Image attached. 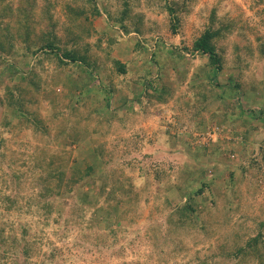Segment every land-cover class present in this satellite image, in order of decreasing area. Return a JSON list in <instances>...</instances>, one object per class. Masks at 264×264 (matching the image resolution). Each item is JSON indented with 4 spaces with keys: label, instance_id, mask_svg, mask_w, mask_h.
<instances>
[{
    "label": "rangeland",
    "instance_id": "1",
    "mask_svg": "<svg viewBox=\"0 0 264 264\" xmlns=\"http://www.w3.org/2000/svg\"><path fill=\"white\" fill-rule=\"evenodd\" d=\"M166 1L140 0L134 14L142 15V24L135 23L141 31L127 33L108 16L118 12L122 0H95L101 14L90 13L92 0H31L40 14L51 17L64 44L69 41L68 47L81 53L90 51L96 77L86 85V66H65L43 54L36 68L37 57L25 55L20 41L7 56V64L17 69L7 71V64L0 65V95L8 86L14 87L15 95L19 87L41 88L33 110L44 122L39 129L27 125L14 108L0 102V238L8 244L14 236L22 239L26 229L31 252L21 253L16 261L14 253L9 258L2 255L1 262L203 264L202 260L212 262L220 246L232 251L261 229L264 56L259 50L264 48V4L189 0L176 22L165 9ZM66 4L84 9L91 21H85L84 14L71 13ZM224 22L235 24L234 32L219 42L224 67L217 81L205 86L201 80L208 79V57L181 55L180 47H190L211 23ZM71 28L81 35L74 45ZM84 28H90V35ZM137 40L143 42V49H135ZM237 53L242 60H235ZM115 60L123 63L125 72ZM30 68L36 69V76L28 74ZM151 79L160 90L153 96L145 94ZM38 80L41 85H34ZM235 81L241 84L239 96L218 97ZM69 82L82 87L71 89ZM108 87L109 92L103 91ZM211 90L214 95L202 102L201 93ZM163 93L165 99L160 100ZM208 131L214 136L204 138ZM99 144L105 148L107 169L115 167V177L124 184L115 197L102 193V179H86L75 182L72 191L65 189L49 216L32 204L29 195H38L33 186L40 185L39 178L46 172L34 165L41 148L49 155L42 164L51 156L56 166L67 167L68 174L75 166L86 170L93 164L101 167L93 173L98 175L105 168L95 158L94 146ZM10 156L17 158L16 165ZM14 165L18 174L19 168L31 166L22 186L14 187L3 178L4 172L10 177ZM157 177L162 183H157ZM196 177L209 182L203 191L206 200L198 196L201 211L177 231L170 219L186 200L187 189L201 184L194 181ZM21 195L26 198L19 201V209V203L11 200ZM219 264H236V258Z\"/></svg>",
    "mask_w": 264,
    "mask_h": 264
},
{
    "label": "trees",
    "instance_id": "2",
    "mask_svg": "<svg viewBox=\"0 0 264 264\" xmlns=\"http://www.w3.org/2000/svg\"><path fill=\"white\" fill-rule=\"evenodd\" d=\"M137 4L133 2L132 0H122V7L118 10L117 13L108 12V16L110 19L116 20V22H119L121 27L127 32L130 33L132 29H136L135 31H141L140 26L137 22H141L142 24V15L139 17L138 14H134V10L138 4H140V0H136ZM166 1V0H165ZM93 2V8L91 10V14H101V10L97 7L95 4V0H92ZM189 0H177V1H169L167 0L165 2V9L169 11V14L173 18V20H176V22L180 21V15L182 11H184V8H187ZM256 4H264V0H257ZM66 7L69 11L79 13L80 15L85 16V21L90 22V18L88 14L86 15V11L84 9H76L72 8L70 4H66ZM264 10V8H263ZM215 10L213 12L214 17ZM79 16V15H78ZM171 18V19H172ZM69 19L72 23L77 24V19L74 17H70ZM127 20L130 22L128 23ZM214 20V19H213ZM81 25H83V22ZM174 25V23H173ZM175 26V25H174ZM80 27V26H79ZM235 24L234 22H224L221 25L215 26V24L209 25L205 28V30L196 37L193 40V43L190 47L187 46H181L180 47V54L184 55L185 53H190L192 56L197 57H208V63L206 64L207 70L206 71L208 75L207 82L204 80L202 81V84L210 85L212 81H215L219 75V73L223 70L224 67V56H223V48L220 47V41L224 38H227L229 35H231L234 32ZM70 32L73 34V45L76 44V41L81 38V35L76 32H74L73 28L69 29ZM83 32H86V35H90L91 30L90 28H84ZM17 41H20L24 44L25 48V55L30 54L34 57H37L35 59V62L37 61V64L34 66L37 68L39 64L43 62L42 58L39 56L40 54H43L44 57H47L50 59L52 56L56 58V60L62 64L67 66L69 63H73L75 65H78L79 67L86 66L87 70L85 72L84 77H87L85 79V83L87 81H94L96 77V70L94 69V61L90 58V51H87L85 53H81L79 49H75L68 47L69 41H67L65 44L63 43L62 37L59 36V34L56 32L55 26L53 24V21H51V17H49L47 14H40V12L37 11L35 4L31 2V0H0V65L7 64V56L13 51V48ZM236 47V46H235ZM238 47V45H237ZM140 50L144 48V44L142 41L137 40L135 44V49ZM89 49V48H88ZM237 51L239 49L235 48ZM260 56H264V48L260 47ZM155 60V59H154ZM236 61L242 60V57L239 56V53H237V57H235ZM235 61V62H236ZM115 64L118 65L120 71L125 72V66L122 62L115 60ZM17 69V67L14 64H10L8 62L7 64V71H13L14 69ZM36 69L30 68L28 71V74H31V76L34 74ZM33 76V77H34ZM28 78L30 76L22 75L21 78ZM83 77V76H82ZM81 77V78H82ZM80 78V77H79ZM78 78V79H79ZM151 79V85L150 87L145 89V94L148 93V95L153 96L155 92L160 91L159 87L157 86L156 80ZM70 83V82H69ZM83 84V82H81ZM148 84V83H147ZM34 85L38 86L41 85V82L35 81ZM75 85L77 88L79 87L77 84L70 83L69 86H71V89ZM88 85V84H86ZM86 85H84L86 87ZM215 85V84H214ZM227 86V85H226ZM234 88L235 92L231 89ZM18 89V95H15L14 93V87L11 86L7 87L6 92L4 95H0V102L4 106H10L11 108H14L18 114H20V117L25 121L27 125H34L36 128H42L43 127V120L41 119V116L39 114L34 113L33 110L35 106V102L37 99V94L40 92L41 88L38 87L36 89L28 88V87H19ZM241 84L238 81H235L231 86L225 87L226 92L224 95H219L218 97H232L239 96V93L241 91ZM111 87H108V90L106 88L103 91H110ZM237 91V92H236ZM24 93L26 95L24 96ZM82 93V91H81ZM237 93V94H236ZM164 95V96H163ZM162 97H160V100L165 99V93H163ZM214 93L212 90L210 93L202 92L200 96V100L204 103H207L209 100L208 97L213 96ZM141 100V98H140ZM109 104V103H108ZM206 107V105H205ZM254 115V114H253ZM9 123V122H7ZM2 139L0 138V142ZM104 145L99 144L94 146V154L95 158H97V161H100L102 165L105 167L100 172V174L96 175L93 174L96 169V166L93 164H88L86 166V170H81L80 167H74L73 172H70L68 174L67 167H59L55 165V161L50 156V160L46 161L45 164H42L43 160H46L48 153L46 149L41 148V151L37 153V163L34 164L39 170L44 169L46 172L44 175L41 174L40 185H35L33 189H38V195L33 196L29 195L32 200V204H36L37 209H45V213L47 216L51 215L54 209V204H56V201L63 197V191L66 189L68 191H72L74 189L75 182H82L87 180L92 181H100L102 179L101 189L102 193L107 192L108 198L115 197V192L117 189H121L124 184L122 181L115 177L116 168L113 169H107L106 162L108 160H105L104 156ZM260 153L263 155L264 159V147H260ZM1 154V153H0ZM3 154V153H2ZM4 155V154H3ZM7 156V155H5ZM11 162H14L15 165L17 163L16 157L10 156ZM252 164H255L254 159L251 161ZM13 163V164H14ZM30 164V163H26ZM251 164V165H252ZM12 168L10 167L11 174L9 176H5L7 172H4L3 178L5 181H9V183H13L12 185L16 187L22 186L25 184V182L28 180V173L27 171L31 169V166L28 165V168L26 170H22V168H19V174L16 173V167ZM243 170L247 172V168L243 166ZM94 171V172H93ZM203 171V170H202ZM114 176L112 177V175ZM190 175L194 174L196 176V173H190ZM26 177V178H24ZM160 177H157L158 182L162 183L160 181ZM202 177H196L194 181H201L199 187L197 189H191L186 191L184 194V197H186V200L183 201V203L178 204L177 208L175 210V213H173L172 218L170 219L175 224V229L181 230L182 227H184L189 220H192L194 215L201 210L198 206V196L201 195L202 198H204V201L206 200V197L203 196V191L207 186H209V182H206ZM189 184L192 185V182L188 180ZM14 186V187H15ZM108 186H110V190H108ZM193 187V186H192ZM34 192V191H33ZM25 195V194H24ZM28 195V194H27ZM21 197V198H20ZM26 198V196H18L15 199H12V203H19L18 208H22L20 206V200ZM201 198V199H202ZM182 200V199H181ZM203 201V199H202ZM12 208V205L10 206ZM199 209V210H198ZM175 217V218H174ZM193 221V220H192ZM261 229L257 231L255 235L248 238L247 241L241 246L237 245L234 250L225 252L224 246H220L219 252L212 255V262H208V260H202L203 264H219L222 263V261L227 262L228 259H232V257L236 258V264H264V223L261 224ZM200 226H204V224L201 222ZM26 233L27 230L25 229L22 231V239L21 237L14 236L10 241H8V244H6V239L0 238V257L2 255L8 256L12 253L15 254L14 257H16L15 261L17 260L20 255L24 254L25 256L30 255V247H29V241H26ZM3 235V234H1ZM237 236V234H236ZM235 236V237H236ZM22 241V242H20ZM236 242V241H235ZM237 244V242H236ZM21 248V251H17V248ZM22 253V254H21ZM224 256L223 259L218 260V257ZM11 257V256H10ZM9 258V256L7 257ZM0 264H7L5 261L1 262Z\"/></svg>",
    "mask_w": 264,
    "mask_h": 264
},
{
    "label": "built area",
    "instance_id": "3",
    "mask_svg": "<svg viewBox=\"0 0 264 264\" xmlns=\"http://www.w3.org/2000/svg\"><path fill=\"white\" fill-rule=\"evenodd\" d=\"M212 131L215 133V128H214ZM212 136H214L213 133L210 132V131H208V132L206 133V136H204V138H211Z\"/></svg>",
    "mask_w": 264,
    "mask_h": 264
},
{
    "label": "crops",
    "instance_id": "4",
    "mask_svg": "<svg viewBox=\"0 0 264 264\" xmlns=\"http://www.w3.org/2000/svg\"><path fill=\"white\" fill-rule=\"evenodd\" d=\"M221 73V72H220ZM220 73H219V75H220ZM219 75H218V77H219ZM216 81H217V79H216Z\"/></svg>",
    "mask_w": 264,
    "mask_h": 264
}]
</instances>
